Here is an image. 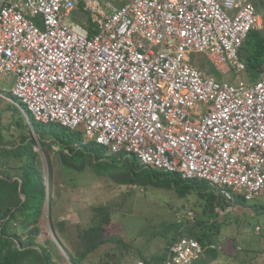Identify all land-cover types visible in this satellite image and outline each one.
<instances>
[{
  "label": "built area",
  "instance_id": "obj_1",
  "mask_svg": "<svg viewBox=\"0 0 264 264\" xmlns=\"http://www.w3.org/2000/svg\"><path fill=\"white\" fill-rule=\"evenodd\" d=\"M78 1L0 0V97L144 167L206 181L225 204L220 216L236 196L261 195L264 69L252 84L230 83L192 60L201 53L221 73L243 72L239 50L263 27L254 3L82 0L90 32L69 20ZM208 247L218 245L178 238L165 264H196Z\"/></svg>",
  "mask_w": 264,
  "mask_h": 264
},
{
  "label": "rangeland",
  "instance_id": "obj_2",
  "mask_svg": "<svg viewBox=\"0 0 264 264\" xmlns=\"http://www.w3.org/2000/svg\"><path fill=\"white\" fill-rule=\"evenodd\" d=\"M251 1L254 3L256 0ZM82 18L83 14L76 12L69 16L72 22H78ZM194 57L201 61L202 70L218 81H249L244 72L233 74L213 71L207 58L201 53H196ZM251 82L255 81L249 83ZM2 91L7 98L12 97ZM7 98L0 97V124L6 139L14 140L20 132L18 124H22L24 129L26 124L29 129L31 127L28 118L22 111H15V103ZM204 107L203 103L197 104L198 110ZM33 137L37 139L36 136ZM46 139L50 142L49 146L42 149L35 144L33 147L42 162L49 193L48 199L43 203L39 225L46 239L55 243V248L47 243L44 246L53 254L58 264H71L66 250L73 252L79 247V227L86 228L93 224L97 219L94 211L96 207L108 209L110 222L106 229L108 240L87 257L90 264H104L108 260L107 257L103 258L104 253L116 251L120 247L124 253L127 252L122 257L121 264H135L138 261L145 264L142 258L149 264H159L153 261L156 256L163 254L167 242L173 236H184L187 227L193 226L197 221L204 223L208 219V202L196 193L181 195L172 187H157L149 182L140 186L118 185L98 166L88 163L79 171L68 169L58 160V146L50 138ZM235 205L236 208L222 219L223 215L216 214L215 217H219L217 221H223L218 225L214 240L222 249L215 251L216 257L211 256L212 251L205 252L200 260L202 264H264V190L248 203L236 197ZM51 206L53 213L49 219ZM188 211L195 214L193 219L188 217ZM182 217L191 220V223L186 222L182 231L177 233L172 227L183 221ZM61 221L63 224L57 225ZM256 226L260 227L259 232L255 231Z\"/></svg>",
  "mask_w": 264,
  "mask_h": 264
},
{
  "label": "trees",
  "instance_id": "obj_3",
  "mask_svg": "<svg viewBox=\"0 0 264 264\" xmlns=\"http://www.w3.org/2000/svg\"><path fill=\"white\" fill-rule=\"evenodd\" d=\"M254 5L261 15L263 27L260 30H251L239 50V56L245 64L244 73L249 81H257L264 69V0H256ZM209 67L214 71L212 65ZM17 104L23 107L21 103ZM13 109L21 112L16 104ZM27 118L31 129L27 124L26 129L18 124L20 132L14 140L6 139L0 124V264H58L53 254L44 246L47 243L55 248V243L46 239L39 225L43 203L48 199L49 193L42 162L33 147L37 144L36 140L42 149L49 146L50 142L46 138H50L58 146V160L68 169L79 171L88 163L98 166L118 185L140 186L149 182L157 187H172L181 195L193 192L205 198L210 210L209 220L204 223L197 221L185 229L186 235L179 237L195 238L204 247L216 243L214 236L223 220L217 221L219 217H215L217 213L214 210L215 206L223 209V204L206 181L183 179L176 173L144 167L133 155H126L124 152L112 153L105 146L86 139L81 128L69 129L56 122L40 123L29 114ZM33 135L37 137L36 140ZM99 159L102 161H96ZM94 211L97 219L93 224L86 228L79 227V247L73 252L66 250L71 264H90L87 257L108 240L106 229L110 222V213L105 207H96ZM52 213L51 206L49 219ZM181 219L183 221L172 227L177 233L182 231L186 222L191 223L189 219ZM62 224L63 221L57 223ZM178 238L173 236L167 242L163 254L156 256L153 263L165 264L168 247ZM221 249L219 244L218 248L208 247L205 252L212 251L211 256L216 257L215 251ZM126 254L122 247L116 251H106L103 258L107 257L108 260L104 264H121L122 257ZM142 259L145 264H149L145 258ZM200 260L196 263L202 264Z\"/></svg>",
  "mask_w": 264,
  "mask_h": 264
},
{
  "label": "crops",
  "instance_id": "obj_4",
  "mask_svg": "<svg viewBox=\"0 0 264 264\" xmlns=\"http://www.w3.org/2000/svg\"><path fill=\"white\" fill-rule=\"evenodd\" d=\"M73 12H76V13H82V14H83V18H82L80 21H78V22H73V23L80 24V25L84 26L85 28H87V29L91 32V31H92V24H91V21H90V19H89V15H88V13L84 10V5H83V3H82V0H79V1H78L77 5H76L75 9L72 11V13H73ZM72 13H71V14H72ZM71 22H72V21H71ZM194 55H195V54H194ZM194 55L192 56L193 63H194L195 65H197L200 69H202V65L200 64L201 61L198 60L197 58H195ZM207 61L209 62L210 65H212L208 59H207ZM212 66H213V65H212ZM213 67H214V66H213ZM214 71H217V70L215 69V67H214ZM249 82H250V81H248V84H252V83H254V82H251V83H249ZM246 83H247V82H246ZM7 88H8V87H5V89H7Z\"/></svg>",
  "mask_w": 264,
  "mask_h": 264
},
{
  "label": "clouds",
  "instance_id": "obj_5",
  "mask_svg": "<svg viewBox=\"0 0 264 264\" xmlns=\"http://www.w3.org/2000/svg\"><path fill=\"white\" fill-rule=\"evenodd\" d=\"M245 71V70H244ZM243 71V72H244ZM243 72H241V73H243ZM256 82V81H255ZM12 98V99H11ZM7 99H10L12 102H14L18 107H20V108H23V107H21L19 104H17V103H20V102H18L15 98H13V97H8ZM23 106V105H22ZM27 116H28V114H27ZM36 142H37V144L39 145V143H38V140H36ZM138 161V160H137ZM167 173V172H166ZM260 196V195H259ZM236 197H239V198H241L239 195L238 196H236ZM235 197V198H236ZM258 197V196H257ZM242 199V198H241ZM255 199V198H254ZM243 200V199H242ZM253 200V199H252ZM251 201V200H250ZM243 202H245V203H248L249 201H245V200H243ZM224 206H225V204H223V208H224ZM235 208H236V206H235ZM234 208V209H235ZM215 211V210H214ZM215 213H217V212H215ZM230 213V212H229ZM226 214H228V213H226ZM226 214H223V216H225ZM217 215H219L218 213H217ZM220 216V215H219ZM222 216V215H221ZM258 228V229H257ZM259 230H260V227H258V226H256L255 227V231L256 232H259ZM179 238H182V237H179ZM189 238H191V237H189ZM195 239V238H194ZM211 244H214V243H211ZM215 244H217L218 246H219V243H215ZM207 248H205V250H206ZM204 253H205V251H204ZM201 259V258H200ZM199 259V260H200Z\"/></svg>",
  "mask_w": 264,
  "mask_h": 264
}]
</instances>
